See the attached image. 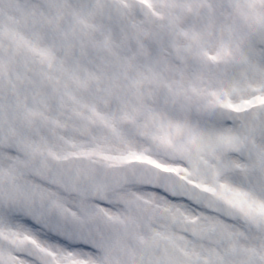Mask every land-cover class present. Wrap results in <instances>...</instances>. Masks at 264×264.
I'll use <instances>...</instances> for the list:
<instances>
[{"label":"snow or ice","instance_id":"6c2138e0","mask_svg":"<svg viewBox=\"0 0 264 264\" xmlns=\"http://www.w3.org/2000/svg\"><path fill=\"white\" fill-rule=\"evenodd\" d=\"M0 264H264V0H0Z\"/></svg>","mask_w":264,"mask_h":264}]
</instances>
